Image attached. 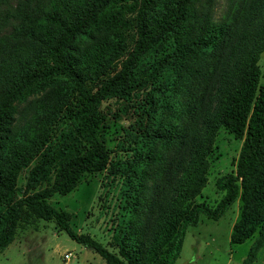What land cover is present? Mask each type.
Instances as JSON below:
<instances>
[{
	"label": "trees",
	"instance_id": "obj_1",
	"mask_svg": "<svg viewBox=\"0 0 264 264\" xmlns=\"http://www.w3.org/2000/svg\"><path fill=\"white\" fill-rule=\"evenodd\" d=\"M222 1L0 0L12 18L0 34V250L35 217L103 264H173L200 214L217 220L238 200L229 243L254 236L251 264L264 243V0ZM110 120L128 121L113 152ZM219 127L241 144L210 206L195 197ZM101 171L124 200L106 246L48 202Z\"/></svg>",
	"mask_w": 264,
	"mask_h": 264
},
{
	"label": "rangeland",
	"instance_id": "obj_2",
	"mask_svg": "<svg viewBox=\"0 0 264 264\" xmlns=\"http://www.w3.org/2000/svg\"><path fill=\"white\" fill-rule=\"evenodd\" d=\"M10 5L14 6L15 0H10ZM4 7H0V34L7 32L12 22L10 17L4 19ZM258 65L264 68V51ZM127 123V120L108 122L105 138L109 151L115 150L122 138L121 128ZM240 144L241 140L226 129L218 128L208 157L207 181L195 201L210 206L218 201L221 192L215 188V179L233 170ZM106 174V171L83 174L72 191L65 195L53 194L48 200L53 207L70 214L69 225L74 232L85 234L104 246L119 220V206L124 204L118 177L112 179ZM24 182L25 173L21 172L17 186L22 189ZM238 208L236 200L217 220L200 214L197 224L186 228L173 264H240L254 236L239 244L229 243L230 228L238 217ZM0 264H103V260L92 249L70 239L53 221L31 217L17 226L13 240L0 250ZM251 264H264V243Z\"/></svg>",
	"mask_w": 264,
	"mask_h": 264
},
{
	"label": "built area",
	"instance_id": "obj_3",
	"mask_svg": "<svg viewBox=\"0 0 264 264\" xmlns=\"http://www.w3.org/2000/svg\"><path fill=\"white\" fill-rule=\"evenodd\" d=\"M64 257L66 258V257H67V255H66V254H64Z\"/></svg>",
	"mask_w": 264,
	"mask_h": 264
}]
</instances>
